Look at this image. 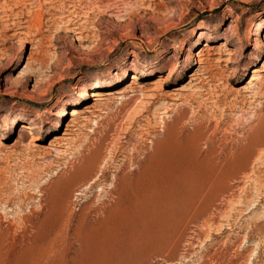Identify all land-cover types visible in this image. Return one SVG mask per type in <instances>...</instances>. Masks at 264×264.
I'll return each instance as SVG.
<instances>
[{
	"label": "rangeland",
	"instance_id": "374dc122",
	"mask_svg": "<svg viewBox=\"0 0 264 264\" xmlns=\"http://www.w3.org/2000/svg\"><path fill=\"white\" fill-rule=\"evenodd\" d=\"M258 23L263 36L264 0H0V226L11 234L4 247L64 204L77 212L93 198L73 175L93 150L112 161L109 176L119 162L141 161L173 138L196 137L200 155L242 151L259 139L264 50L257 54L259 42L248 40L257 39ZM198 26L206 29L190 37ZM209 34L217 36L212 51L198 64L193 55ZM196 39L192 54L187 42ZM255 66L260 79L248 87ZM93 91L113 95L92 99ZM63 105L74 114L45 123ZM21 122L27 131L17 130ZM260 153L227 181L203 219L182 228L175 250L170 245L139 264H216L223 256L224 264H264Z\"/></svg>",
	"mask_w": 264,
	"mask_h": 264
},
{
	"label": "bare ground",
	"instance_id": "6f19581e",
	"mask_svg": "<svg viewBox=\"0 0 264 264\" xmlns=\"http://www.w3.org/2000/svg\"><path fill=\"white\" fill-rule=\"evenodd\" d=\"M262 27L263 25L258 23L257 31L254 32L257 39L248 37V40L259 42L257 54L263 53L264 50L262 40L258 39L264 38V35L261 34ZM205 29L203 26L193 28L189 32V36L199 37ZM216 37L213 34L207 35L203 44L204 48L197 50L193 55L198 64L205 60V56L210 55L212 51L210 42ZM196 41L197 39L187 42L189 44L188 51L192 54L195 44H197ZM263 66L264 61L261 64V67ZM260 71L261 68L257 66L252 68V73L246 82L248 87L260 79ZM136 75L137 73L134 72L128 77L134 80L137 79ZM97 77L96 74L93 78ZM179 77V73H177L167 79L174 81ZM160 83L166 82L162 79ZM73 88L76 89L75 86ZM178 89L176 87L171 91ZM116 94L123 95L122 92ZM100 95L106 98L104 100H107V97L113 94L110 91H105L102 94L93 91L89 94L92 99H97ZM153 98L157 100V93ZM72 113H65L63 105L57 112H50L45 118V123L50 124L53 116L63 118L65 114L72 115ZM9 129H13V125ZM28 129L26 123L18 124V131L25 132ZM2 130L0 126V131ZM67 132L64 131L63 136H67L69 133ZM260 133L258 131L259 135ZM254 136L257 139L252 137L254 139L248 145L247 142L246 146L242 145L244 146L242 151L239 149V151L231 153L230 149H227V153H225L221 149L220 153L216 154L215 151H211L206 155H200L196 137L187 135L183 141L173 138L164 142L167 143L164 148H162L163 144L160 147L162 149H158L157 146L156 151L153 149L154 152H149L150 154L141 161H130V158L129 162L125 160L123 163L119 162L116 168L113 167L109 176L106 173L108 168L105 165L106 163L112 164V161L111 163L107 162V158L102 156L99 149L93 150V153L82 158L84 160L82 165L75 174L73 173L74 177L79 179L82 188H88L89 192L94 191L93 198L84 202L77 212L74 211L70 203L64 204L63 207L60 206L62 209H56L59 210V213L57 212L54 218H48L46 210L45 220L48 218V222L41 220L44 222V225L41 226L39 219L36 226L32 225L31 228L29 226L22 236L18 234L20 236L18 238L13 237L6 247H4V238L7 231H3L5 228L0 226L2 228L0 230V264H139L147 255L158 256L163 248L170 245L175 250L179 246L178 243H181L179 241L183 236L182 228L185 227L187 230L190 222L203 219L204 215L210 211L214 199L221 195L220 191L226 189L227 181L234 180L239 174L246 172L253 159L259 158L256 156L264 149V134L260 135L259 139L257 135ZM247 139L250 141L249 137ZM101 148L104 147L101 146ZM66 201L68 202V200ZM26 224H28L27 221ZM62 224L67 227L64 226L66 228L64 232L59 230ZM9 234L7 235L9 236ZM173 256L172 254L170 257ZM223 257L217 258V261L214 260L216 264H224Z\"/></svg>",
	"mask_w": 264,
	"mask_h": 264
}]
</instances>
